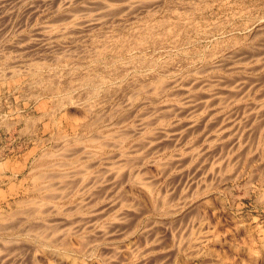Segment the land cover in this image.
<instances>
[{
    "label": "rangeland",
    "instance_id": "1",
    "mask_svg": "<svg viewBox=\"0 0 264 264\" xmlns=\"http://www.w3.org/2000/svg\"><path fill=\"white\" fill-rule=\"evenodd\" d=\"M0 264H264V0H0Z\"/></svg>",
    "mask_w": 264,
    "mask_h": 264
},
{
    "label": "bare ground",
    "instance_id": "2",
    "mask_svg": "<svg viewBox=\"0 0 264 264\" xmlns=\"http://www.w3.org/2000/svg\"><path fill=\"white\" fill-rule=\"evenodd\" d=\"M139 176H140V175H139ZM140 177H141V176H140ZM145 183H146V182H145ZM147 184H148V183H147ZM147 184H146V185H147ZM147 186H149V184H148ZM44 187H45V186H44ZM46 187H47V186H46ZM46 187H45V189H46ZM37 190H38V189H37ZM52 190H53V189H52ZM40 191H41V190H40ZM166 199H167V198H166ZM167 200H168V199H167ZM42 204H43V203H42ZM40 206H41V205H40ZM37 208H38V207H37ZM41 208H42V207H41ZM43 208H44V207H43ZM37 210H38V209H37ZM45 210H46V209H45ZM46 211H47V210H46ZM40 234H41V233H40ZM42 236H43V235H42ZM157 236H158V235H157ZM152 239H153V238H152ZM157 239H158V238H157ZM161 239H162V238H161ZM63 242H64V241H63ZM63 242H62V243H63ZM157 243H158V242H157ZM159 243H160V242H159ZM162 243H163V242H162ZM162 243H161V244H162ZM67 246H68V245H67ZM151 249H153V248H151ZM35 253H36V252H35ZM12 254H13V253H12ZM113 255H114V254H113ZM115 255H116V254H115ZM117 255H118V254H117ZM35 256H36V255H35ZM37 256H38V255H37ZM69 256H70V255H69ZM109 257H110V256H109ZM111 257H112V256H111ZM115 257H116V256H115ZM2 260H4V259H2ZM109 260H110V259H109ZM36 261H37V260H36ZM39 261H40V260H39ZM112 261H113V260H112ZM156 261H157V260H156ZM10 263H11V262H10Z\"/></svg>",
    "mask_w": 264,
    "mask_h": 264
}]
</instances>
